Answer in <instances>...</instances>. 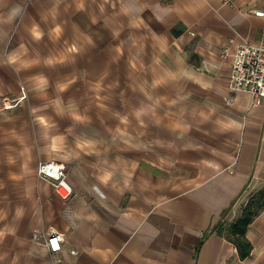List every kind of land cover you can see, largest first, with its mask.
Here are the masks:
<instances>
[{
  "label": "crops",
  "instance_id": "obj_1",
  "mask_svg": "<svg viewBox=\"0 0 264 264\" xmlns=\"http://www.w3.org/2000/svg\"><path fill=\"white\" fill-rule=\"evenodd\" d=\"M264 0H0V264H264V101L232 92ZM67 167L62 200L37 175ZM50 230L64 235L54 255Z\"/></svg>",
  "mask_w": 264,
  "mask_h": 264
},
{
  "label": "built area",
  "instance_id": "obj_2",
  "mask_svg": "<svg viewBox=\"0 0 264 264\" xmlns=\"http://www.w3.org/2000/svg\"><path fill=\"white\" fill-rule=\"evenodd\" d=\"M255 15L264 18V11H256ZM229 89L232 92H247L253 99V105H261L264 101V37L257 43L243 40L233 54ZM23 100L24 98L21 97ZM10 106L6 105V108ZM39 178L49 181L58 197L68 200L73 193L68 183L67 167L56 160L40 161L37 166ZM64 235L50 230L45 245L54 255L62 250Z\"/></svg>",
  "mask_w": 264,
  "mask_h": 264
},
{
  "label": "trees",
  "instance_id": "obj_3",
  "mask_svg": "<svg viewBox=\"0 0 264 264\" xmlns=\"http://www.w3.org/2000/svg\"><path fill=\"white\" fill-rule=\"evenodd\" d=\"M252 199L242 209L240 217L229 225L230 239L238 248L242 259L248 257L251 251V245L246 239L245 233L251 221L264 207V191L257 193Z\"/></svg>",
  "mask_w": 264,
  "mask_h": 264
},
{
  "label": "rangeland",
  "instance_id": "obj_4",
  "mask_svg": "<svg viewBox=\"0 0 264 264\" xmlns=\"http://www.w3.org/2000/svg\"><path fill=\"white\" fill-rule=\"evenodd\" d=\"M24 98L23 100L21 99ZM28 99V93L25 85L23 84L20 86L19 94L13 97H2L0 100V111H11L15 108H18L21 106V104ZM6 105L10 106L9 108H6ZM253 199L252 197L249 198V201L251 202ZM248 201V202H249Z\"/></svg>",
  "mask_w": 264,
  "mask_h": 264
}]
</instances>
